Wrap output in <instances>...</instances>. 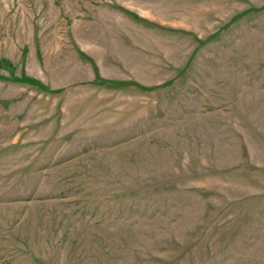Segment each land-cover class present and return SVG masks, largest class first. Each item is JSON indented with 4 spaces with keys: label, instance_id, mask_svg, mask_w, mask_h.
Segmentation results:
<instances>
[{
    "label": "rangeland",
    "instance_id": "374dc122",
    "mask_svg": "<svg viewBox=\"0 0 264 264\" xmlns=\"http://www.w3.org/2000/svg\"><path fill=\"white\" fill-rule=\"evenodd\" d=\"M0 264H264V0H0Z\"/></svg>",
    "mask_w": 264,
    "mask_h": 264
}]
</instances>
